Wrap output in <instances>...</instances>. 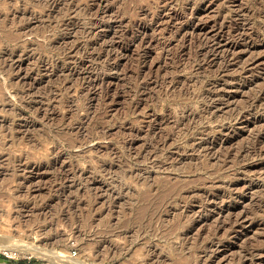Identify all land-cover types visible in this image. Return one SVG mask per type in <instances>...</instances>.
Segmentation results:
<instances>
[{
    "label": "rangeland",
    "instance_id": "374dc122",
    "mask_svg": "<svg viewBox=\"0 0 264 264\" xmlns=\"http://www.w3.org/2000/svg\"><path fill=\"white\" fill-rule=\"evenodd\" d=\"M0 243L264 264V0H0Z\"/></svg>",
    "mask_w": 264,
    "mask_h": 264
},
{
    "label": "bare ground",
    "instance_id": "6f19581e",
    "mask_svg": "<svg viewBox=\"0 0 264 264\" xmlns=\"http://www.w3.org/2000/svg\"><path fill=\"white\" fill-rule=\"evenodd\" d=\"M0 251L6 252V254L10 255H18V254H33L37 257L46 258L50 261L59 260L66 262H75L76 260L66 256L58 254L54 251H45L40 249L39 247H35L33 245H29L26 243H14V244H4L0 243Z\"/></svg>",
    "mask_w": 264,
    "mask_h": 264
},
{
    "label": "built area",
    "instance_id": "2783aa9c",
    "mask_svg": "<svg viewBox=\"0 0 264 264\" xmlns=\"http://www.w3.org/2000/svg\"><path fill=\"white\" fill-rule=\"evenodd\" d=\"M6 258L8 259H2L0 261V264H14L13 261H11L13 257L6 255Z\"/></svg>",
    "mask_w": 264,
    "mask_h": 264
}]
</instances>
